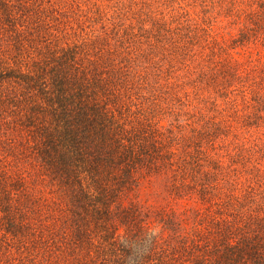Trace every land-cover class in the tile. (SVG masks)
<instances>
[{"label":"trees","instance_id":"obj_1","mask_svg":"<svg viewBox=\"0 0 264 264\" xmlns=\"http://www.w3.org/2000/svg\"><path fill=\"white\" fill-rule=\"evenodd\" d=\"M0 264H264V0H0Z\"/></svg>","mask_w":264,"mask_h":264}]
</instances>
